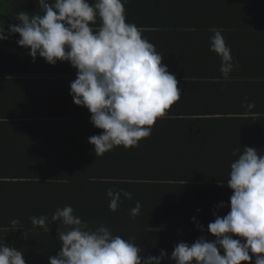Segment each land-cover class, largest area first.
Listing matches in <instances>:
<instances>
[{"label": "clouds", "instance_id": "1", "mask_svg": "<svg viewBox=\"0 0 264 264\" xmlns=\"http://www.w3.org/2000/svg\"><path fill=\"white\" fill-rule=\"evenodd\" d=\"M42 14L20 11L7 32L0 28V42L18 34L16 43L28 50L33 62L37 56L48 64L68 62L77 70L70 83V95L76 106L91 113L90 123L101 134L89 137L96 157H103L115 147H138L151 135L157 119L181 99V89L174 74L162 63L163 55L142 35V30L126 22L128 0H37ZM210 51L221 59L225 80L239 67L233 61L222 30L211 29ZM254 107V103L244 104ZM237 156L230 164L227 187L232 190L230 211L215 217L205 229L195 217L192 222L201 233L194 243L179 242L171 256L161 249L158 255H145L134 243L114 235L103 223L83 220L71 205L57 207L48 215L30 217L34 228L49 232L56 222L59 251L49 257V264H264V155L253 147L234 149ZM222 185V184H221ZM109 210L115 212L121 197L131 200L132 193L107 189ZM137 201L130 209L133 219L140 214ZM197 211H200L197 209ZM13 226L18 220L11 221ZM29 233L25 231L24 238ZM238 238H233V237ZM223 252V254H221ZM0 264H26L23 253L0 241Z\"/></svg>", "mask_w": 264, "mask_h": 264}, {"label": "trees", "instance_id": "2", "mask_svg": "<svg viewBox=\"0 0 264 264\" xmlns=\"http://www.w3.org/2000/svg\"><path fill=\"white\" fill-rule=\"evenodd\" d=\"M150 1L128 0L125 4L126 22L137 26L187 24L186 16L181 13L178 16L170 14L168 17L153 18L150 15L153 10L141 13L136 9L143 2L149 4ZM188 1L189 6L196 2ZM198 1L205 5L209 16H217L219 0ZM179 4L186 6L187 0H180ZM23 10L30 15L42 14L37 0H0V28L4 27L7 32L9 24H18L15 17ZM159 19L162 23L158 22ZM212 22L210 25L219 27L217 22ZM232 23L231 20L229 24ZM14 36L19 35H12L0 42V57H3L0 74L14 75L9 83H14L13 88L18 86V99L23 107L17 113L0 111L1 125L4 126L0 128V136L16 137L18 141L33 143L18 145L20 148L27 147V151H21L18 158L15 176L19 184L18 192L0 197V204H17L12 212H16L19 224L12 227L44 231L39 226L34 228L30 217L48 215L50 218L57 207L71 205L75 214L83 220L90 224L95 221L97 226L103 223L115 233H201L192 218L195 217L206 229L215 217L209 219L206 214L197 211L190 192L195 178L189 174L194 172L210 175L204 180L209 187L215 188V181L220 182L219 179L227 183L230 164L235 159L220 155L217 139L252 137L263 143L247 147H253L264 155V107L248 108L244 106V101L237 108L239 111L224 110L214 118H195V112L187 114L167 110L165 116L157 119L151 135L142 139L138 147L125 149L119 146L103 157H96L88 139L101 134L102 130L90 123L91 114L68 111V107L67 111H48L38 107L37 111L27 109L26 103H42L39 97H35L34 94L40 91L32 88V83L43 82L47 84L46 89H53L62 88L64 84L67 86L72 80L27 78L29 73H47L50 70L33 63L28 50L23 47L16 52L12 51L11 46L16 39ZM48 66L47 63L46 67ZM68 67L72 66L68 64ZM248 67L249 65L239 66L231 74L245 71ZM220 68L221 65L210 64L203 69H209V73H218ZM168 70L170 71L169 67ZM262 81L264 84V78ZM13 91L14 89H9L5 101ZM248 104L252 103L249 101ZM192 141H214L216 145H205L206 149L201 150L195 149L197 143H191ZM225 147L241 149L240 146ZM223 151L228 153L227 150ZM201 178L203 181L202 176ZM189 183L191 184L187 187ZM109 188L128 191L132 193V199L122 196V203L112 212L106 195ZM232 194H228L226 203L230 202ZM212 195L214 197V193ZM137 201L141 204V211L133 219L130 209L135 207ZM215 205L218 204H209V210L217 211L219 215L222 209H215ZM58 227L56 222H52L49 224V231L57 232Z\"/></svg>", "mask_w": 264, "mask_h": 264}, {"label": "crops", "instance_id": "3", "mask_svg": "<svg viewBox=\"0 0 264 264\" xmlns=\"http://www.w3.org/2000/svg\"><path fill=\"white\" fill-rule=\"evenodd\" d=\"M180 0H151L149 4L143 2L136 9L141 13H148L153 10L150 15L153 18L168 17V15L178 16V13L186 16L187 24H164L161 19L158 22L162 24H153L138 26L142 30V35L151 42L157 52L163 57L162 63L167 65L170 73L174 74L178 81V87L181 89V99L174 103L169 110L185 113H194L195 118H214L220 112L239 111V106L249 101L254 103L253 108L264 107V0H219L220 5L216 7L218 14L215 17L209 16L205 5L198 0L189 6L187 0L186 6L179 4ZM260 4V7H258ZM217 22L219 27L212 24ZM232 24H229L231 22ZM222 30V35L227 46L231 48L233 61L239 66L249 65L245 71L230 74V79L225 80L221 71L218 73H209L204 70L210 64L221 65L220 57L210 51V37L213 33L211 29ZM16 37V36H14ZM14 40L11 49L18 51L19 46ZM3 57H0V63ZM33 61V59H32ZM31 62V61H30ZM44 69H49L47 73H29L27 78L52 79V80H72L76 79V69L68 67V62L58 61L56 65L46 67L47 62L37 56L35 62ZM32 63V64H33ZM253 67V69H250ZM204 68V69H203ZM69 70V72H68ZM14 75L0 74V111L4 110L8 114L17 113L18 109L23 106L19 103V89L13 88L14 83L9 81ZM70 81L67 86L62 88L46 89L47 84L36 81L31 87L40 93L34 94L39 97L42 102L40 105L32 102L26 103L28 110L37 111L39 109L50 110L57 109L91 114L88 109L76 106L70 93ZM55 85H60L55 83ZM252 85V86H250ZM16 86V85H14ZM14 89L9 95V99L5 101L9 89ZM43 89V90H42ZM44 95V96H40ZM46 97L47 99L43 98ZM22 106V107H21ZM4 126L1 125L2 129ZM25 143H33L32 141H18L16 137L0 136V197L8 194L17 193L18 179L17 167L18 158L21 151L27 147H18ZM78 144V141H76ZM197 143L195 149L205 150V145H216L217 150H221L220 155H225L227 159H237L232 152L234 147L240 146L243 151L244 146H253L259 142L252 137H227L219 138L217 142L203 141ZM227 150L228 153H225ZM31 154V152H29ZM219 154V153H218ZM261 155V153H258ZM219 156V155H218ZM194 179V187L190 190L195 207L201 213L206 214L212 219L213 211L209 210V204L226 203L228 194L232 192L227 187L226 181H215L214 187L206 186L205 178L210 175L205 174H189ZM201 175L203 177V181ZM219 178V177H218ZM191 183L187 184V187ZM222 184V185H221ZM214 193V197L213 194ZM215 198V201H213ZM1 203V202H0ZM229 204V201L226 203ZM14 205L17 204H0V241H4L9 247H15L23 253L26 264H49V257L56 255L61 246V242L56 239L57 232L33 231L18 229L12 227L11 221L17 220L16 212H12ZM229 207H225L219 211V215H226ZM199 212V211H198ZM13 214V215H12ZM199 222L198 220H196ZM5 225L6 227H2ZM29 233L27 239L24 233ZM124 239L135 237L134 243L138 245L145 255H158L161 249L167 251L171 256L174 246L179 242L194 243L201 235L207 236L209 240H214L211 234L207 233H115ZM238 238V237H233ZM223 254V252H221ZM162 264H174L170 259H165Z\"/></svg>", "mask_w": 264, "mask_h": 264}]
</instances>
